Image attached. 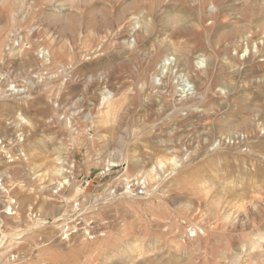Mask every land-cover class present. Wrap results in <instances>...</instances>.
Returning a JSON list of instances; mask_svg holds the SVG:
<instances>
[{
  "label": "rangeland",
  "instance_id": "1",
  "mask_svg": "<svg viewBox=\"0 0 264 264\" xmlns=\"http://www.w3.org/2000/svg\"><path fill=\"white\" fill-rule=\"evenodd\" d=\"M4 77L0 264H264V0H0Z\"/></svg>",
  "mask_w": 264,
  "mask_h": 264
},
{
  "label": "built area",
  "instance_id": "2",
  "mask_svg": "<svg viewBox=\"0 0 264 264\" xmlns=\"http://www.w3.org/2000/svg\"><path fill=\"white\" fill-rule=\"evenodd\" d=\"M9 39H10V41L6 45V50L10 53L16 52V49H18L19 46H21L20 44L23 40L22 33L21 32H13L9 35ZM43 53L45 54L44 50L41 51V54L39 57L44 60V59H46V56H44ZM4 82H5V77L2 78V80H0V94H4L7 97H14V96L19 95V93H18L19 92V86L11 85V86L7 87L6 89H2L4 87V85H6V84H4ZM2 179L3 178L0 179V184L3 183ZM143 185L144 184H141V183L135 184L134 182L129 181V179H126L125 180V187H123V189H124V191H128L130 193H133V195H135V194L136 195H143L144 189H145V187H143ZM111 192H112V195L114 197L115 190H113Z\"/></svg>",
  "mask_w": 264,
  "mask_h": 264
},
{
  "label": "bare ground",
  "instance_id": "3",
  "mask_svg": "<svg viewBox=\"0 0 264 264\" xmlns=\"http://www.w3.org/2000/svg\"><path fill=\"white\" fill-rule=\"evenodd\" d=\"M214 11V10H213ZM175 23V22H174ZM180 24V23H179ZM140 27H135L134 29L136 30V29H139ZM168 46V51H170V54H168V56H166V61H165V63H164V67H168V69L171 67V68H173V66H175V67H177L178 68V61H177V58L175 59V58H172V57H169V55H171V54H173L174 53V50H173V47H172V43H170V44H168L167 45ZM199 64H201L200 62H198ZM165 68V69H166ZM183 75V74H182ZM188 76H190V73H187L186 75H184V77H187L188 78ZM183 76H181V78H182ZM190 78V77H189ZM182 79H184V78H182ZM4 84H6V83H4ZM3 182V181H2ZM0 205H2V202H1V200H0Z\"/></svg>",
  "mask_w": 264,
  "mask_h": 264
}]
</instances>
